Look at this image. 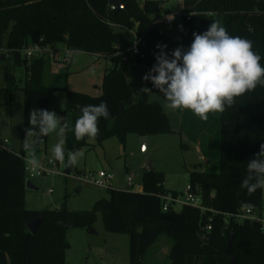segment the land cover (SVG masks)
Returning <instances> with one entry per match:
<instances>
[{"label":"trees","instance_id":"obj_1","mask_svg":"<svg viewBox=\"0 0 264 264\" xmlns=\"http://www.w3.org/2000/svg\"><path fill=\"white\" fill-rule=\"evenodd\" d=\"M182 3L183 31L179 30L173 42L152 27L151 16L164 12L172 15L164 8V1L147 0L141 7L137 0H125V9L112 11L109 0H0V47L27 73L22 88L24 127L29 126L32 108L49 110L52 95L64 92L66 108L62 116L72 125L79 115L76 103L107 102L110 116L99 121V135L95 138L98 144L117 138L125 145L130 134L143 138L174 133L163 106L150 101L152 95L160 94L158 90L150 81L129 82L128 71L131 65H143L149 72L156 63L157 43L166 44L169 54L180 45L187 48L193 32L206 31L218 19L230 35L253 41L254 51L264 57V0H182ZM115 26L123 27L125 32H116ZM130 31H135L140 40L139 55L131 51ZM36 43L53 49L64 45L73 55L85 53L107 58L120 54L123 60L105 75L102 95L92 97L69 90L71 64L64 62H59V70L50 85L45 86L47 59L28 60L22 55L25 48ZM260 63L264 66V59ZM5 81L9 92L18 89L15 75L8 70ZM145 86L153 91H140ZM234 99L235 104L219 113L214 123L210 119L202 122L188 111V121H201L198 130L188 137L207 160L203 171L190 172L189 187L197 192L205 210L183 206L180 211L173 207L165 211L162 197L179 194L164 188L163 173L146 170L143 192L111 186L107 190L109 199L97 200L91 211L71 212L65 208L30 211L24 205L23 145L18 153L0 145V264H66L68 232L90 230L98 216L106 232L130 236V264H148L147 253L161 236L172 241L170 264H230L232 258L235 264H264L263 221L238 222L232 217L245 208L241 202L247 203L256 214L263 210V190L249 194L241 183L247 175V161L264 144V87L258 86ZM65 135V154L88 146L87 137L78 141L71 131ZM44 138L46 142L47 136ZM41 215L38 231L30 233L27 226ZM209 225L211 230H207ZM232 234L233 254L226 255Z\"/></svg>","mask_w":264,"mask_h":264},{"label":"rangeland","instance_id":"obj_2","mask_svg":"<svg viewBox=\"0 0 264 264\" xmlns=\"http://www.w3.org/2000/svg\"><path fill=\"white\" fill-rule=\"evenodd\" d=\"M143 5L147 0H137ZM164 1V8L169 9L175 16L174 25L167 27L158 24L156 27L166 34L173 42L176 41L175 35L179 32L181 25V15L183 11L182 0H152ZM177 14H180L177 16ZM166 15L153 18V23L161 21ZM219 21L222 25L220 19ZM152 27L155 26L152 24ZM116 32H125L123 27L115 26ZM130 41L133 42V33L130 31ZM5 44V43H4ZM58 50L54 55H46L47 65L44 72V85L49 86L53 73L59 70L60 57L59 50L65 51L64 45H58ZM4 55V60L0 59V145H8L11 151H18L19 146L14 145V141H20L24 135V94L22 88L27 79L24 66H16L10 55L0 47V57ZM62 56H64L62 54ZM122 57V55H120ZM52 65V67H51ZM115 64L112 60L96 58L93 55L77 53L74 64L71 67L72 76L69 79L68 87L71 91L87 94L92 97L102 95L103 78L112 72ZM15 75L18 89L9 92L6 89L5 72ZM132 80L131 76L129 77ZM141 83V79L136 81ZM61 93V92H60ZM60 96L53 94L50 110L62 116L66 104L60 100ZM151 102L160 103L168 115L174 133L167 135L151 136L149 147L145 152L143 149L142 137L135 134L127 136L125 145H122L117 138H111L102 144H98L95 138H89L88 146L83 148L84 156L75 166H66L65 161L57 163L53 159L52 147L58 139L63 137L53 132L47 136V141L43 138V143H38L37 156L40 165L48 170L46 176L30 179L26 174V182L30 181L36 190L25 189L24 205L30 211H50L65 208L71 212L91 211L95 202L99 199H109L107 189L93 185H86L77 180H82L88 172L98 173L107 172L113 179L109 184L113 188L136 190L142 186L143 175L149 163H152L153 170L164 174V188L170 192H177L180 197H185L190 184V172L205 169V162L201 159L197 144L192 142L188 134L195 133L200 125L188 121L187 109H173L168 106V101L162 94L152 95ZM209 119L214 120L219 113H209ZM194 124V126H193ZM213 125L212 133L216 129ZM183 127V129H182ZM66 145V143H65ZM27 156V154H26ZM202 165L201 168H197ZM70 171L67 175L66 172ZM129 178H133L134 188L127 185ZM133 190V191H134ZM181 206L175 207L176 211L181 210ZM261 213V215H260ZM257 214L255 219L264 221V209ZM96 234H90L87 229L70 230L66 241L68 248L65 252L66 264H130V236L127 234H112L104 230L100 216L93 227ZM163 241H171L167 236H161L156 245L147 253L146 261L148 264H157L152 261L157 249ZM161 264H170L168 258L164 256L159 260ZM159 263V264H160Z\"/></svg>","mask_w":264,"mask_h":264},{"label":"clouds","instance_id":"obj_3","mask_svg":"<svg viewBox=\"0 0 264 264\" xmlns=\"http://www.w3.org/2000/svg\"><path fill=\"white\" fill-rule=\"evenodd\" d=\"M174 19V17L169 18ZM183 31V26H178ZM189 47H176L169 54L167 45L157 43L156 63L143 76L153 88L168 101L173 109H187L202 122L209 120V113H223L235 104L240 97L258 86L264 87V66L259 52L254 51V42L230 35L219 21H213L202 33L193 32ZM76 51V50H74ZM152 92L147 86L140 89ZM79 115L72 125L65 116L48 109L32 108L29 113V126L25 128L22 141L26 161L34 169H39L37 156L38 141L56 132L58 136L71 131L79 141L83 138H96L99 135V121L108 119L110 111L107 102L97 105L76 103ZM65 139H58L51 151L55 161H65ZM84 152L75 149L67 154L66 166H75ZM247 175L241 187L249 194L257 189L264 190V144L258 153L246 163ZM242 206H249L241 202Z\"/></svg>","mask_w":264,"mask_h":264},{"label":"built area","instance_id":"obj_4","mask_svg":"<svg viewBox=\"0 0 264 264\" xmlns=\"http://www.w3.org/2000/svg\"><path fill=\"white\" fill-rule=\"evenodd\" d=\"M110 6H111L112 11L117 10V7L115 5H110ZM178 15H180V14H177V16ZM171 17H174V19L170 20L169 18H171ZM188 20H190V18H188ZM175 21L176 20H175L174 15H168V16H165L161 21H158L154 24H163L167 27H170V26L174 25ZM133 39L134 40H133V45H132L131 51L134 55H139L140 54V50H139L140 40L137 38L135 33H133ZM55 50H58V49H53L50 46H42L39 43H36V44H31L27 48H25L22 51V55L24 58H26L28 60L33 59V58H44V57L46 58V55H52V57H53ZM56 53H58L60 56L58 58V60L60 62H64L66 64H71L72 59H73V53L71 51L66 49L65 51L59 50V52H56ZM62 54L64 56H62ZM38 143H39V141H38ZM25 162H26L25 172L27 175H29L30 179H34L36 177H41V176H46L49 173L48 170L41 165H40L39 169H34L33 166H31L27 163L26 158H25ZM78 177L76 179L79 180L80 182H82L83 184L93 185V186H96L99 188H104L107 190L111 187L109 184L110 180L113 179V176L112 175L110 176L105 171H100L98 173L88 172L87 174L84 175V178L82 180H80V178H78ZM133 181H134L133 178H129L127 181V185L131 188H134ZM190 191H192V190L189 187L185 197H180V196L173 197V195H171V194L163 196L162 200L164 202V204H163L164 210L167 211L171 207L175 208L177 205H180L181 207L189 206L192 208H199L201 210H205V208L202 206V202H201L200 198L197 195H194ZM256 216H257V214L254 211H252V209H250L249 207H245V208H242V210L238 214H236L232 217L238 222H243L246 219L257 220V219H255ZM263 225H264V221H263ZM207 230H211L210 225L207 227Z\"/></svg>","mask_w":264,"mask_h":264},{"label":"crops","instance_id":"obj_5","mask_svg":"<svg viewBox=\"0 0 264 264\" xmlns=\"http://www.w3.org/2000/svg\"><path fill=\"white\" fill-rule=\"evenodd\" d=\"M143 5H141V7H142ZM157 16H159V15H155V16H151V18L153 19L154 17H157ZM157 22V21H156ZM155 23V22H154ZM153 23V25L155 26V28H157L158 29V27H156V25H158V24H154ZM159 30V29H158ZM160 31V30H159ZM178 35H179V32L175 35V39H177V37H178ZM77 54V53H76ZM75 54V55H76ZM83 54H85V53H83ZM75 55H73V59H72V62H71V67L73 66V64H74V60H75ZM86 55H88V54H86ZM94 57H96V58H103V57H101V56H99V55H93ZM103 59H109V60H112L113 62H114V64H115V67H119L120 66V64H121V62H122V60H123V58L120 56V54H116L115 56H113V57H107V58H103ZM51 67H52V65H51ZM71 67H70V71H71ZM56 73V72H55ZM55 73H53L52 75H54ZM146 73H148V69H147V67L146 66H143V65H140V66H135V65H131V67H130V69H129V71H128V74H127V78H128V81L129 82H131V83H137L136 81L137 80H139V79H141V81H143V82H141L140 84H143V83H145L146 81H144L143 80V76L146 74ZM107 75V74H106ZM71 76H72V74H71ZM71 76H70V78H71ZM131 76V78H132V80H130L129 79V77ZM105 77V76H104ZM69 78V79H70ZM103 80H104V78H103ZM69 82V81H68ZM69 88V87H68ZM22 90V89H21ZM70 90V89H69ZM71 91V90H70ZM23 92V91H22ZM74 92V91H73ZM56 94H58L59 96H60V100L62 101V102H65V104H66V94L64 93V92H57ZM53 96V95H52ZM52 99V98H51ZM50 106H51V102H50V105H49V110H50ZM51 111V110H50ZM62 113H63V111H62ZM23 117H24V113H23ZM24 130H25V127H24ZM66 136V135H65ZM20 137H23L22 138V140L21 141H23V139H24V137H25V131H24V135L22 136H20ZM149 138L150 137H148V140H149ZM12 142L14 143V145H18L19 146V148H18V151H15V153H18L19 151H20V147H21V144H20V141H19V139L18 140H16V141H14L13 139H12ZM22 143V142H21ZM1 147H5L6 149H9V150H11L10 148H9V146L8 145H1ZM197 147H198V150H199V153H200V155H201V151H200V148H199V146L197 145ZM14 152V151H13ZM201 159L205 162V167L207 166V160L206 159H204V158H202V156H201ZM201 167H202V165H200ZM115 189H118V190H127V189H119V188H115ZM134 190V189H133ZM135 192H143V186H140L138 189H136V190H134ZM263 209H264V190H263ZM260 215H261V213H260ZM159 240V239H158ZM158 240H157V242H158ZM157 242L152 246V247H154V246H158V245H156L157 244ZM171 246H172V241H163L162 243H161V245H160V247L157 249V251H156V253H155V255L153 256V258H152V261H154V260H156V263L157 264H159L160 262H159V260L160 259H162V257L164 256V258H165V261H166V259L168 258V255H169V250H170V248H171ZM151 247V248H152ZM161 264V263H160Z\"/></svg>","mask_w":264,"mask_h":264},{"label":"water","instance_id":"obj_6","mask_svg":"<svg viewBox=\"0 0 264 264\" xmlns=\"http://www.w3.org/2000/svg\"><path fill=\"white\" fill-rule=\"evenodd\" d=\"M125 0H109V4L110 5H115L117 7L118 10H121V9H125V4H124ZM1 60H4V55H1L0 57ZM142 141H143V149L144 151L146 152L148 147H149V140H148V137H143L142 138ZM70 171H67L66 174L69 175L70 174ZM147 171H153V167H152V163H149L148 167H147ZM26 188L29 189V190H36V188L34 187V185L28 181L26 182ZM192 192L194 195H197V192L195 190H192L190 191ZM42 220H43V215H41L36 221L32 222L31 224H29L27 227H28V230L30 233L32 234H35L41 223H42ZM90 234H96V232L94 231L93 228L90 229ZM233 238H234V234H232L230 237H229V240H228V243H227V246H226V249H225V254L226 255H232L233 254ZM230 264H235V259L232 258L230 260Z\"/></svg>","mask_w":264,"mask_h":264}]
</instances>
